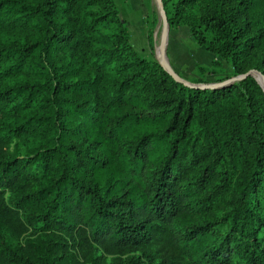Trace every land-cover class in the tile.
Returning a JSON list of instances; mask_svg holds the SVG:
<instances>
[{"label":"trees","instance_id":"trees-1","mask_svg":"<svg viewBox=\"0 0 264 264\" xmlns=\"http://www.w3.org/2000/svg\"><path fill=\"white\" fill-rule=\"evenodd\" d=\"M162 1L264 75V0ZM263 196L253 74L177 81L115 0H0V264H141L109 255L148 245L162 264H264Z\"/></svg>","mask_w":264,"mask_h":264},{"label":"rangeland","instance_id":"rangeland-1","mask_svg":"<svg viewBox=\"0 0 264 264\" xmlns=\"http://www.w3.org/2000/svg\"><path fill=\"white\" fill-rule=\"evenodd\" d=\"M177 1L168 0L169 11L172 14L174 12L173 6ZM115 3L119 9L121 19L129 30L130 42L137 52L143 57L158 60L161 63V42L165 23L158 1L115 0ZM153 8L157 10L158 20L150 40L148 31L149 14ZM166 16L169 26L166 61L184 80L193 84L206 85L220 83L239 75L235 73L231 60L223 59L216 53L208 50L204 44L199 43L194 38L190 24L183 21L171 24L167 11ZM253 75L260 83L263 82L261 73L255 71ZM198 79H200L199 82H197ZM230 83L232 81H228L223 86ZM262 210L264 212V206ZM114 256H121L124 259L136 256L139 258L141 264H162L160 252L156 245H148L123 253L109 255V260Z\"/></svg>","mask_w":264,"mask_h":264},{"label":"water","instance_id":"water-1","mask_svg":"<svg viewBox=\"0 0 264 264\" xmlns=\"http://www.w3.org/2000/svg\"><path fill=\"white\" fill-rule=\"evenodd\" d=\"M157 1H158V4H159V7L161 9V12H162V14L164 16V23H165L164 30H163L162 42H161V64L164 66L165 69H167V71H169L174 76V78L177 81L184 82V83L192 85V86L219 87V86L225 85L228 81H232L233 82V81H236V80H240L243 77L247 76L248 74H253L255 71H258L257 69L251 68V69H249L248 71H246L243 74H239V75L233 76V77H231L230 79H228L226 81H222L220 83H215V84H206V85L205 84H193V83H190V82L184 80L175 71V69L166 61V47H167L168 33H169L168 19H167V16H166V11H165V8H164L163 1L162 0H157ZM258 72L261 73L260 71H258ZM261 75L263 77V82L261 84L264 87V75L262 73H261Z\"/></svg>","mask_w":264,"mask_h":264}]
</instances>
